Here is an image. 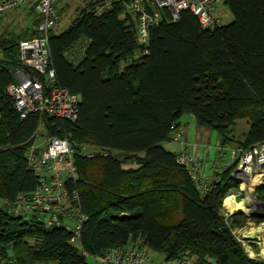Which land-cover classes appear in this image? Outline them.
I'll return each instance as SVG.
<instances>
[{
	"label": "trees",
	"instance_id": "obj_1",
	"mask_svg": "<svg viewBox=\"0 0 264 264\" xmlns=\"http://www.w3.org/2000/svg\"><path fill=\"white\" fill-rule=\"evenodd\" d=\"M104 1H89L67 29L49 36L57 83L80 96L75 121L21 118L5 93L19 42L34 35L39 20L0 40V261L89 264L87 257L133 243L167 261L187 255L189 264H264L225 222L223 200L238 187L230 169L201 196L176 153L162 145L186 114L216 130L223 145L235 120L247 116L250 127L238 146L264 141V0H223L234 19L214 28L182 11L177 21L150 29L146 49L135 17L116 2L98 13ZM41 124L47 137L86 144L92 153L75 154L78 177L68 183L86 216L78 245L63 226L46 227L1 207L37 188L25 154ZM255 193L262 208L250 220L259 225L264 186ZM238 217L247 219L234 214L231 226H243Z\"/></svg>",
	"mask_w": 264,
	"mask_h": 264
},
{
	"label": "built area",
	"instance_id": "obj_2",
	"mask_svg": "<svg viewBox=\"0 0 264 264\" xmlns=\"http://www.w3.org/2000/svg\"><path fill=\"white\" fill-rule=\"evenodd\" d=\"M60 2L61 0H0V12L27 6L33 7L39 15L34 35L19 42V66L11 70L14 81L5 89L21 118L30 113L71 121L77 118L80 96L57 83L48 46L49 36L62 17ZM114 2L124 5L135 17L137 41L146 49L150 29L165 20L177 21L185 10L191 11L203 28L219 26V20L213 12L223 0H105L96 11L100 13ZM182 127L181 123L172 132L173 139L181 143V149L176 152V160L185 168L201 196H204L210 190L211 179L204 173L203 163L210 153L206 146L191 151L189 143L184 140ZM37 136L38 132L25 154L28 167L37 175V188L29 194L20 193L14 201H2L1 207L9 213L37 219L46 227L63 226L72 233L71 243L78 245V236L86 216L77 203V192H71L68 183L78 177L75 154L78 152L91 157L92 153L86 144L76 146L66 138L57 136H48L43 143H39L36 142ZM217 154L222 158V163L215 167L214 178L230 169V179L238 186L239 191L229 196L236 202L244 201L245 205L255 203L261 210L262 203L257 199L255 190L264 186V141L249 147L218 146ZM237 197H240L239 201ZM225 198L222 204L225 222L234 236L242 242L239 228L231 226L229 220L236 213L226 209ZM93 260L94 264H189L190 257L182 255L167 261L158 258L147 247L130 243L109 249L101 258ZM0 264L27 263H20L14 257H9L0 261Z\"/></svg>",
	"mask_w": 264,
	"mask_h": 264
},
{
	"label": "rangeland",
	"instance_id": "obj_3",
	"mask_svg": "<svg viewBox=\"0 0 264 264\" xmlns=\"http://www.w3.org/2000/svg\"><path fill=\"white\" fill-rule=\"evenodd\" d=\"M89 1L91 0H61L59 9L61 11L62 17L57 23L55 31L57 33H60L67 29L71 22L79 16L80 10L84 8ZM213 15L219 20L220 25L229 24L234 19L231 11L223 2L217 5L213 12ZM37 20H39V15L36 10L27 6H19L17 8L0 12V40L5 37H8L9 35L12 36L21 34L22 31L26 30V28H28L32 24L34 25ZM0 61H4V55L1 50ZM17 66H19V64ZM186 120L188 121V124H190V126H188L187 123H185L186 126L190 128V130H192V132L190 133V137L188 136L189 140L187 142L191 144L190 142L192 140V144L196 142L199 146H206L210 153L209 160L217 165H220L222 163V158L217 155V149L218 146L223 143L221 135L216 130L210 127L199 126L194 124V118L189 114L183 116V123L186 122ZM185 124L183 125L185 126ZM249 127L250 123L249 118L247 116L236 119L230 130L225 135L227 137V140H225L226 146L234 147L237 146L239 142H242L249 130ZM46 137L47 135L43 133V125L41 124L38 129V136L36 138V142L43 143ZM162 145L165 149L170 151L177 150V148H180V144L177 143L173 139V137L172 139L164 142ZM197 145H194L193 147ZM238 191L239 189L237 188L229 192V194L225 198V201L229 197L234 200V198L229 195L236 194L238 193ZM239 199L240 197H237L238 201ZM239 202H242L244 204V201ZM245 206H247V208H250V211L245 214L247 219L241 220V218L238 217V219L241 221L240 223L243 224V226L239 228L242 244L245 248V251L251 258L264 260V223L257 225L250 220L252 214H257L259 212L260 207H258V205L255 203H250ZM239 213L240 212L236 214ZM256 233L261 234V241L251 243L244 239V237L248 236V234ZM157 257L160 258L161 255L157 254ZM86 260L89 264H94V260L91 257H87ZM191 264H194L193 260Z\"/></svg>",
	"mask_w": 264,
	"mask_h": 264
},
{
	"label": "crops",
	"instance_id": "obj_4",
	"mask_svg": "<svg viewBox=\"0 0 264 264\" xmlns=\"http://www.w3.org/2000/svg\"><path fill=\"white\" fill-rule=\"evenodd\" d=\"M194 122H195V121H194ZM185 123H187V125L190 126V124H188V121H187V120H186V122H184L183 124H185ZM194 124H196V123H194ZM196 125H197V124H196ZM195 129H196V127H195ZM195 129H194V130H195ZM182 130H183L184 140H185V141H188V140H189V139H188V136L190 137V133L192 132V130H190V128H188V127L186 126V124H185V126L183 125ZM176 142L180 144V148H181V143H180L179 141H176ZM190 143L192 144V140H191ZM191 144H189V149H190L191 151H195L196 149H200V148L203 147V146H199V145H197L196 142H194V143L192 144V146H191ZM194 145H197V146L193 147ZM222 145H223V144H220L219 146H222ZM223 146H226V144L223 145ZM178 147H179V146H178ZM180 148H179V149L177 148V150H171V151L176 153L178 150H180ZM169 151H170V150H169ZM217 155H218V154H217ZM209 158H210V155H209L208 158H206V159L204 160V163H203V169H204V170H203V171H204V173H205L210 179H212V178L214 177L215 167H217L218 165L215 164L214 162L210 161Z\"/></svg>",
	"mask_w": 264,
	"mask_h": 264
},
{
	"label": "bare ground",
	"instance_id": "obj_5",
	"mask_svg": "<svg viewBox=\"0 0 264 264\" xmlns=\"http://www.w3.org/2000/svg\"><path fill=\"white\" fill-rule=\"evenodd\" d=\"M250 200H252L251 196L248 197ZM226 209L230 211L231 213H236V212H243L247 213L248 208L245 206L242 202H236L234 201L231 197L227 198L225 201ZM257 231V230H256ZM262 250V249H261ZM262 253V252H261ZM251 254V253H250Z\"/></svg>",
	"mask_w": 264,
	"mask_h": 264
},
{
	"label": "water",
	"instance_id": "obj_6",
	"mask_svg": "<svg viewBox=\"0 0 264 264\" xmlns=\"http://www.w3.org/2000/svg\"><path fill=\"white\" fill-rule=\"evenodd\" d=\"M236 213H238V212H236ZM240 213H243V212H240ZM244 239L251 242V243L256 242V241H261V234L260 233L248 234V236L244 237Z\"/></svg>",
	"mask_w": 264,
	"mask_h": 264
}]
</instances>
